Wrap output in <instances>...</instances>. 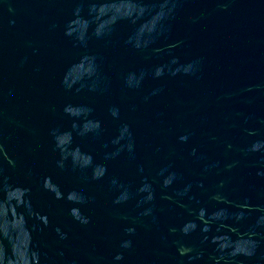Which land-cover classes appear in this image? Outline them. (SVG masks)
<instances>
[{"label":"water","instance_id":"obj_1","mask_svg":"<svg viewBox=\"0 0 264 264\" xmlns=\"http://www.w3.org/2000/svg\"><path fill=\"white\" fill-rule=\"evenodd\" d=\"M0 264H264V0H0Z\"/></svg>","mask_w":264,"mask_h":264}]
</instances>
